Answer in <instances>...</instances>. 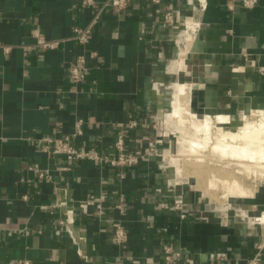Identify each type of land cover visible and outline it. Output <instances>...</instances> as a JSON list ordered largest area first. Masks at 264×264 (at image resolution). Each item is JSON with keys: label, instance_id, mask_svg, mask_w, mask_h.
Listing matches in <instances>:
<instances>
[{"label": "crops", "instance_id": "obj_1", "mask_svg": "<svg viewBox=\"0 0 264 264\" xmlns=\"http://www.w3.org/2000/svg\"><path fill=\"white\" fill-rule=\"evenodd\" d=\"M80 1L0 0V264H166L165 244L183 252L175 264H264V228L251 220L264 208L259 189L218 216L213 201L178 180L172 133L160 124L169 126L176 83L190 84V108L227 115L226 124L264 110V0L250 8L240 0H131L121 12L103 8L86 43L73 29L99 6ZM166 11L184 16L176 38L163 24ZM34 29L56 46H36ZM78 54L86 70L75 84L68 71ZM77 118L78 147L112 156L121 134L126 151L142 158L129 168L69 164L41 151L37 138L69 134ZM33 164L49 178L38 179ZM67 209L85 238L82 252L63 227L55 232ZM118 223L128 235L122 244L112 238ZM220 251L227 258L215 260Z\"/></svg>", "mask_w": 264, "mask_h": 264}, {"label": "bare ground", "instance_id": "obj_2", "mask_svg": "<svg viewBox=\"0 0 264 264\" xmlns=\"http://www.w3.org/2000/svg\"><path fill=\"white\" fill-rule=\"evenodd\" d=\"M189 94V83H176L166 122H178L181 132L188 125L193 135L180 132L170 162L177 177L195 178L191 188H200L214 199V211L223 218L231 199L253 198L258 184L264 186V112L253 111L254 117L238 130H225L217 123L226 122L228 116H197L190 108ZM256 222L264 228V210Z\"/></svg>", "mask_w": 264, "mask_h": 264}, {"label": "built area", "instance_id": "obj_3", "mask_svg": "<svg viewBox=\"0 0 264 264\" xmlns=\"http://www.w3.org/2000/svg\"><path fill=\"white\" fill-rule=\"evenodd\" d=\"M157 1V0H155ZM258 0H240V3L244 7H253L256 5ZM96 0H81L80 6H96L99 7L95 11L92 19L85 25H77L73 29V38L78 41L79 43H86L88 41L89 34L96 26L99 20V14L103 8L109 7L116 12H121L128 8L131 3V0H103L100 4H97ZM184 16L181 15L178 11H166L163 15V24L170 25L171 27L178 29L179 25L183 26ZM33 36L35 38V45L41 48H53L56 46L57 42L55 40L47 39L38 29H34L32 31ZM85 56L83 54H78L74 63L69 67V78L70 80L75 83L79 84L83 81L85 77ZM83 124L84 121L82 118H77L74 122L72 132L66 134L62 137H54V136H42L37 138L40 146L41 151L51 154L61 155L65 158V160L69 164H73L78 160L81 159H102L106 163L112 166H120V167H132L134 166L142 155L126 151L124 147V139L121 134L117 136L114 141V152L112 156H105L99 154L95 150L85 149L83 147H78L74 143V139L77 135L82 134L83 132ZM130 125L135 124L133 121L129 123ZM155 153L153 148H150L148 154L152 155ZM29 169L33 170L36 174L38 179L49 178L50 171L45 168H41L37 164H33L29 166ZM159 191V189H157ZM24 198L27 196L24 195ZM123 197H121L117 208L122 211V202ZM88 203H93V201H87ZM56 206L63 209L65 206L63 202L60 200L56 203ZM72 211L71 209L65 210V215L58 219L59 228L55 229V232L58 234L60 232V227H63L64 230L67 232L69 237L76 243L78 250L82 252L81 244H84V236L81 234L79 229L74 226L72 220ZM127 231L126 229L120 224H116L113 231V241L118 244H122L127 240ZM163 256L166 264H175L176 260L181 259L183 257V252L177 248H174L172 245L165 244L163 245ZM227 258V253L224 251L217 252L215 254V260H224ZM24 264H28L29 261L25 260Z\"/></svg>", "mask_w": 264, "mask_h": 264}, {"label": "rangeland", "instance_id": "obj_4", "mask_svg": "<svg viewBox=\"0 0 264 264\" xmlns=\"http://www.w3.org/2000/svg\"><path fill=\"white\" fill-rule=\"evenodd\" d=\"M182 25H179V28L178 29H176L177 30V32L175 33V38H176V36H177V33L182 29ZM181 78H184L183 76H181ZM185 79V78H184ZM181 81H183V79H181ZM191 109L196 113V115L197 116H199V117H205L206 116V114H202V115H200V114H198L192 107H191ZM260 110V109H259ZM255 111H257V110H255ZM262 112H264V110H261ZM254 117V115H253V111H248V112H245V113H243V114H240L238 117H236V120L235 121H233L232 123L231 122H228V124H226V123H217V124H219V126L221 125V127L223 128V129H225V130H231V131H236V130H238V128H239V126H241L247 119H249V118H253ZM160 124L163 126V127H166L167 128V130L168 131H170L172 134H170V137H171V139H172V149H171V151L170 152H174L175 153V150H176V141L178 140V137H180L181 136V133H184L185 134V136L186 137H189V136H191V135H193V133L191 132L192 131V129L190 128V130H189V126L188 125H185V130H183V132H181V130H180V125H179V123L178 122H174V123H171V125H165L164 124V122L163 121H161L160 122ZM176 124V125H175ZM223 124H226V125H224L223 126ZM173 126H176V127H173ZM178 127V128H177ZM180 134H179V133ZM174 171V170H173ZM173 178H175V173H174V177ZM179 179V181H184V182H186V185H187V187H189V186H191L192 184H194L195 183V178L192 176H188V177H186V178H182V177H178ZM254 182H258L256 179L255 180H253ZM192 189H194L193 187H192ZM258 189H259V192H257V195L258 196H260V197H258V198H263V196H264V186H261L260 184H258ZM194 190H196L197 192L196 193H198L199 195L200 194H202V195H204V196H207L210 200H211V198L208 196V195H206V194H204V192L200 189V188H195ZM258 191V190H257ZM256 195V194H255ZM262 196V197H261ZM203 198V200L204 201H207L208 200V198ZM242 198H233V200H235V201H239V200H241ZM245 199V198H244ZM211 201H213L214 202V199H212ZM211 203V202H210ZM211 208L213 209V203H211ZM263 208V207H262ZM262 210V209H261ZM261 210H257L256 212H255V214H253V215H255L254 217H251V220L252 221H256V218L258 217V215L260 214V211ZM263 210H264V208H263ZM262 212V211H261Z\"/></svg>", "mask_w": 264, "mask_h": 264}]
</instances>
